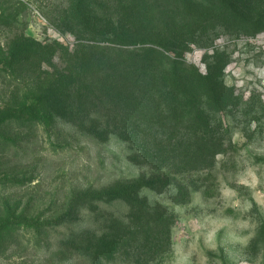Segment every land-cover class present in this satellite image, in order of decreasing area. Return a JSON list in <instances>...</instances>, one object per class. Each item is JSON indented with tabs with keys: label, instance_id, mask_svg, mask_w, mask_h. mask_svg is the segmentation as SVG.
<instances>
[{
	"label": "trees",
	"instance_id": "obj_1",
	"mask_svg": "<svg viewBox=\"0 0 264 264\" xmlns=\"http://www.w3.org/2000/svg\"><path fill=\"white\" fill-rule=\"evenodd\" d=\"M1 3L0 31L6 35L0 33V85L6 99H0V185L23 187L25 182L18 181L25 165L21 151L32 149L36 157L42 143L53 150H71L76 143L72 149L82 151L85 143L100 147L116 138L128 146V161L141 170L147 163L154 176L149 182H144L145 174L102 186L70 187L62 200L68 212L84 206L96 213L98 205L120 197L139 202L144 188L161 191L173 176L213 167L227 139L221 142L214 133L207 141L217 149L203 147L210 116H216L213 121L222 136L228 135L232 124L225 125L222 114L229 116L235 97L227 94L226 64L216 48L214 64L207 65L206 72L186 54L192 47L210 50L224 28L255 33L253 27L264 19H245L234 0H74L58 11L61 16L53 24L74 36L73 47H65L27 36L20 19L24 10L5 6L11 0ZM148 132L152 146L161 145L163 151L152 159L142 156V139ZM159 133L161 144L155 137ZM67 137L72 143L60 142ZM103 166L107 170L104 162ZM166 175L172 177L162 183L159 177ZM19 203L4 198L7 211L0 216V243L20 227L40 234L47 226L72 221H43L32 211L19 212Z\"/></svg>",
	"mask_w": 264,
	"mask_h": 264
},
{
	"label": "rangeland",
	"instance_id": "obj_2",
	"mask_svg": "<svg viewBox=\"0 0 264 264\" xmlns=\"http://www.w3.org/2000/svg\"><path fill=\"white\" fill-rule=\"evenodd\" d=\"M72 1L11 0L5 6L24 10L20 19L27 36L73 47L74 36L53 25L61 16L58 11ZM234 3L245 19H264V0ZM253 28L255 33L224 28L210 50L192 47L186 54L189 62L206 72L207 65L214 64L216 48L226 64L227 94L235 97V105L227 109L229 116L222 114L225 125L232 124L228 135L222 136L213 121L216 116L213 112L210 116L203 147L217 149L207 141L211 134L221 142L227 139L212 168L173 176L174 181L162 184L161 191L144 188L140 206L137 200L120 197L98 205L96 213L84 206L68 212L62 200L70 187L102 186L145 174L143 180L149 182L154 177L149 165L145 163L144 170L133 166L127 159L128 146L116 138L100 147L85 143L82 151L72 149L76 143L69 146L71 150H53L42 143L36 157L32 149L21 151L25 165L19 169L18 181L25 183L21 188V183L0 185V216L7 211L4 198L10 196L12 204L20 202L19 212L32 211L43 221L58 217L72 221L47 226L40 234L23 227L11 231L0 243V264H264V22ZM1 94L0 85V99L5 100ZM39 136L46 138L42 132ZM151 136L148 132L142 139V156L149 159L163 153L161 145L152 146ZM155 137L162 139V133ZM68 141L72 143L69 138L60 140ZM166 176L159 177L162 183L172 177ZM143 204L147 205L139 214Z\"/></svg>",
	"mask_w": 264,
	"mask_h": 264
}]
</instances>
